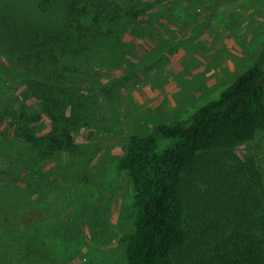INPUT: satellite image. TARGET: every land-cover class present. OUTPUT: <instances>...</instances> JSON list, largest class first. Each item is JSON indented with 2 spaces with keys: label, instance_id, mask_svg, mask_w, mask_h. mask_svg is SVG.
<instances>
[{
  "label": "rangeland",
  "instance_id": "rangeland-1",
  "mask_svg": "<svg viewBox=\"0 0 264 264\" xmlns=\"http://www.w3.org/2000/svg\"><path fill=\"white\" fill-rule=\"evenodd\" d=\"M118 1L140 14L124 17L111 42L75 58L79 67L63 84L71 97L55 121L30 97L31 83L20 76L24 61L9 55V45L16 51L19 39L7 44L0 36V113L3 94L25 97L24 109L35 112L37 121L30 123L35 135L43 141L54 135L60 142L49 150L41 141L35 162L9 120H0V162L12 144L11 157L29 166L25 196L37 203L23 202L30 211L11 213L18 198L2 193L0 264H125L134 191L118 161L129 138L148 135L161 123L188 120L257 62L264 71V0ZM65 2L0 0V11L28 20L17 24L27 31L20 36H28L32 29L61 28ZM47 3L53 20L45 16ZM229 152L238 165L254 166L264 181V131Z\"/></svg>",
  "mask_w": 264,
  "mask_h": 264
},
{
  "label": "trees",
  "instance_id": "trees-1",
  "mask_svg": "<svg viewBox=\"0 0 264 264\" xmlns=\"http://www.w3.org/2000/svg\"><path fill=\"white\" fill-rule=\"evenodd\" d=\"M65 4L59 16L61 28L32 29L28 36H20L24 30L17 26L19 21L29 24L28 20L0 11V36L7 44L20 41L16 51L9 45V55L24 61L20 76L31 83L28 93L41 113L54 121L61 119V107L71 97L69 86L63 84L79 67L75 58L85 49L111 42L125 24L121 20L141 12L126 9L118 0H66ZM44 6L45 16L53 20L50 3ZM3 99L0 120H9V129L22 137L21 146L29 148L31 159L37 162L42 142L49 150L60 145L54 135L43 141L30 128L37 120L35 112L23 107L27 98L21 101L5 93ZM261 131L264 71L257 62L188 120L161 123L148 135L131 136L118 161L134 191V229L127 239L125 264H264V181L254 166L238 165L229 152ZM160 140L165 141L162 148ZM12 148L8 146L0 162V176L5 177L0 182L8 188L0 185V199L18 198L11 213L21 208L30 211L23 202L35 207L37 203L25 196L29 166L14 153L11 157ZM228 160L237 163L229 165Z\"/></svg>",
  "mask_w": 264,
  "mask_h": 264
}]
</instances>
